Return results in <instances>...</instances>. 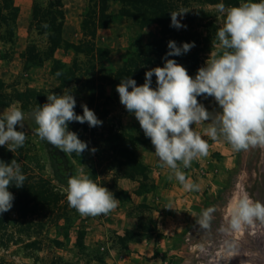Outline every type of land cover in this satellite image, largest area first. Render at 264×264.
I'll list each match as a JSON object with an SVG mask.
<instances>
[{"label": "rangeland", "instance_id": "obj_1", "mask_svg": "<svg viewBox=\"0 0 264 264\" xmlns=\"http://www.w3.org/2000/svg\"><path fill=\"white\" fill-rule=\"evenodd\" d=\"M232 1L234 0H226L225 6H235ZM238 1V5L245 2ZM47 2L48 0L37 1L40 5ZM91 4L92 0L63 2L65 20L62 36L66 41L79 43L83 40L80 30L82 14ZM190 4L189 10L193 12L194 18L187 15L188 9L185 8L178 19L186 27L175 28L177 36L182 40L178 41L175 37L171 39L177 40V46L184 42H195V46L183 54L180 60L168 58L175 59L187 69L189 75L195 77L198 68L204 66L208 57L222 54L216 33L223 25V15L217 11L216 5L202 4L204 13L201 15L196 11L201 3ZM118 9L117 4L110 7L113 14ZM30 22L31 20L28 26L19 29L15 26L11 42L2 40L3 29L0 30V93L7 95H4L5 100H10L7 107L0 108V115L13 105L25 113L24 128L17 127L27 134L25 144L20 147L27 152V158L23 162L28 167V172L47 179L63 197L59 208L31 219H18L12 213L1 215L0 264H123L120 262L121 257L130 253L128 243L122 241L126 232L143 234L146 230L142 239L157 231L154 220L156 214L148 205L136 202L133 195L138 193L139 183L149 191L148 186L153 185V177L150 175V168L136 173L134 180L122 177L120 169L115 168V165L110 166V159L116 158L111 154L110 139L121 131L132 135L135 139L133 150L136 153L151 145V141L145 137L135 117L120 104L116 84L103 78L110 70L129 65L136 75H140L137 76V85L143 84L147 70L164 64L165 54L162 50L159 54L152 55L153 48L158 46L159 28L152 25L139 31L128 22L115 20L107 28L97 30L91 41L95 50L89 57L75 54L71 50H57L54 58L75 72L72 83L61 87L50 73L51 59L30 69L24 63V53L30 55L34 50L36 55H42L47 46L46 36L37 33ZM98 48L105 53L101 61V56L97 54ZM187 57L198 58L197 70H192L186 64ZM146 59L149 60L148 64ZM155 79L153 76V87L156 86ZM29 90L41 94L43 104L47 102L50 92L58 95L64 91L71 92L76 100L75 111L78 115L83 114L82 104L93 110L103 121L102 126L92 128L87 123L69 124V130L76 132L81 140L87 142L89 150L81 156L76 153L65 154L42 141L35 133L37 125L31 117L33 109L38 105H34V100L31 102L29 99V107L24 109L22 103L16 101V92L24 93ZM198 99L210 97L201 96ZM93 148L95 152L91 151ZM233 157L234 165L227 187L215 197L204 200L208 204L206 207H203V201L191 208L186 206L177 210V218L169 221L172 228L174 225L181 228L180 233H175L171 228L165 235L168 238L164 241L165 247L160 245L161 256L151 262L153 257L143 255L146 258L143 264H264V221L254 219L251 225H245L239 231L231 230L228 226L232 207L242 195L247 194L253 201L264 203V146L247 151L234 150ZM80 169L94 182L114 193L119 199L116 210L107 215L85 217L68 206L67 182ZM119 191L121 194H118ZM208 209L214 211L211 213L210 227L203 229L198 221ZM122 229L125 230L124 235L119 234L123 232ZM111 248L116 251L112 258L118 259L117 263L106 259L108 249Z\"/></svg>", "mask_w": 264, "mask_h": 264}, {"label": "clouds", "instance_id": "obj_2", "mask_svg": "<svg viewBox=\"0 0 264 264\" xmlns=\"http://www.w3.org/2000/svg\"><path fill=\"white\" fill-rule=\"evenodd\" d=\"M216 9L223 15V25L216 33L223 51L208 57L195 77L175 59L168 58L186 54L195 42L177 46L170 40L163 66L147 70L143 84L137 85L129 77L116 85L120 104L150 139L161 166L171 170L168 178L171 180L174 175L186 191L199 190V185L186 176L181 166L190 168L193 160L209 154L208 142L194 130V125L207 122L204 135L213 141L223 139L237 152L264 146V0H245L229 7L218 3ZM170 15L171 27H186L178 19L181 13ZM201 96L214 98L219 110L210 112L199 102ZM75 107L71 92H50L47 102L33 109L31 117L37 125L35 133L42 141L65 154L81 156L89 150L88 143L70 131L69 124L87 123L95 128L102 126L103 121L86 104L81 105L82 115L76 113ZM24 120L25 113L15 105L0 115V147L7 146L12 153L23 147L27 134L17 127L23 129ZM25 180L16 159L10 163L0 160V215L13 207L15 197L9 188H21ZM66 199L70 208L85 217L107 215L119 205L114 193L94 182L83 169L68 179ZM167 209H171V204ZM213 211L202 213L198 221L201 228L210 227ZM254 219L264 221V203L244 194L232 207L228 226L239 231Z\"/></svg>", "mask_w": 264, "mask_h": 264}, {"label": "trees", "instance_id": "obj_3", "mask_svg": "<svg viewBox=\"0 0 264 264\" xmlns=\"http://www.w3.org/2000/svg\"><path fill=\"white\" fill-rule=\"evenodd\" d=\"M197 2L201 5L196 8V11L201 15L204 13L202 9L203 5H217L218 3H224L226 0H92L91 6L86 7L82 14L81 21V35L83 40L79 43H70L66 41L62 36V29L64 25V6L61 0H48L45 5H40L37 2L32 6L31 22L30 24L36 29L37 33L46 36V49L42 55L39 53L36 55L34 50L30 52V55L23 54L22 58L26 64L27 69L37 67L43 62L51 59L50 73L59 82L61 87H65L72 83L75 72L66 64L56 60L54 53L59 49L71 50L75 54H83L89 57L94 52V44L91 42L96 35L98 29H105L115 20L128 22L139 31L149 28L152 25H157L159 30L158 46L153 48L152 55H157L162 50L163 54H166L169 49L167 47L168 42L174 41L171 37L177 38L181 41L182 38L177 36L174 27H171V15L170 13H181L183 10L188 9L187 15L193 19V12L190 9V3ZM227 3V2H226ZM238 0L232 1V4L237 6ZM112 4H117L119 9L116 14L110 11ZM201 7V8H200ZM19 8L14 5L13 0H0V30L3 29L4 37L2 40L11 42L14 37V29L16 26V19L18 16ZM188 17V18H189ZM44 25H47L45 27ZM175 39V42L177 41ZM148 48V47H147ZM97 54L104 59L105 53L101 49H97ZM149 50V49H147ZM139 58V55H137ZM179 60L183 56H175ZM186 64L192 67V70H197L198 58L187 57ZM146 64L149 60L146 59ZM60 75H57V73ZM132 66L124 65L118 69L110 70L105 73L106 77L103 80L109 81L112 84L118 85L120 80L131 77L136 82L140 75H136ZM138 76V77H137ZM7 96L6 94H4ZM0 93V108L7 107L9 105V99ZM16 101L22 103L23 108L27 109L29 104L27 101L30 99L34 105H43L42 95L35 91H27L24 93L16 92ZM103 95V90H101ZM11 97V94H10ZM32 98V100H31ZM19 130V129H17ZM134 138L132 135L125 132L114 134L111 136V154H114L116 158L110 159V166L115 165V168L120 169L122 177L134 180L136 173L139 171H147L149 167L145 165L138 157L134 146ZM27 152L18 148L15 152H10L6 147H0V160L6 163H10L12 159H16L21 165L22 174L26 176L25 185L21 188L12 186L9 188L15 197L13 201V207L10 211L3 213L2 216H6L7 213L17 215L18 219L32 218L41 216L48 212H53L54 208H59V204L62 201L63 195L56 191V189L50 184V182L42 177L36 176L31 172L23 162L27 158ZM124 169V170H123ZM154 187L148 186L150 191ZM148 192L145 185L140 184L138 186V193L136 195ZM121 194L119 191L118 194ZM130 199V198H129ZM203 207L208 204L206 201L203 203ZM1 217V215H0ZM2 221L0 220V229ZM146 230L143 234H135L134 232H126L125 238L122 241L133 242L141 239L145 236Z\"/></svg>", "mask_w": 264, "mask_h": 264}, {"label": "crops", "instance_id": "obj_4", "mask_svg": "<svg viewBox=\"0 0 264 264\" xmlns=\"http://www.w3.org/2000/svg\"><path fill=\"white\" fill-rule=\"evenodd\" d=\"M37 1L13 0L14 5L19 8L16 19L18 29L23 26H28L31 20L32 6ZM61 1L63 3L66 0ZM198 100L210 112L219 110L218 105L212 97L210 99ZM193 127L208 142L209 154L207 157L193 160L190 168L184 169L181 166V170L185 172L191 181L199 185V190L186 191L175 179L174 175L170 180L168 177L172 175V172L170 169L161 166L158 157L154 153L152 144L137 151L138 157L151 170L150 175L153 177L154 187L143 194L133 195L136 197V202L148 205L150 210L156 214L154 220L157 231H152L153 233L151 235L140 239V241L127 242L128 244H126L128 245V249H130V253L129 255L124 254L121 257L120 262H123V264H143V261L146 260L143 255L153 257L154 259L150 261L154 262L162 254L160 245L165 247V235L172 228L169 220L177 218V210L184 209L186 206L191 208L192 205H198V203L203 202L208 197H215L218 192L227 187L228 177L234 165V150L223 139L213 141L204 135L207 122L201 125H194ZM133 195H131V198ZM169 204H171V209H167ZM172 229L177 234L181 231V228L176 227V225ZM122 231L119 234L124 235L125 230L122 229ZM108 251L109 254L106 255V259L112 263H117L119 260L112 258V254L116 252L114 248L108 249Z\"/></svg>", "mask_w": 264, "mask_h": 264}]
</instances>
